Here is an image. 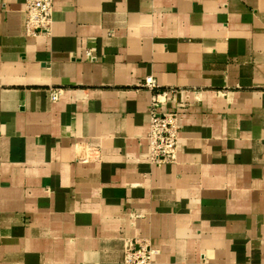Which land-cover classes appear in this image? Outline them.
<instances>
[{
	"label": "crops",
	"instance_id": "1",
	"mask_svg": "<svg viewBox=\"0 0 264 264\" xmlns=\"http://www.w3.org/2000/svg\"><path fill=\"white\" fill-rule=\"evenodd\" d=\"M26 19L0 0V264H124L137 241L154 264H264V0H54L39 37ZM149 77L179 114L161 167Z\"/></svg>",
	"mask_w": 264,
	"mask_h": 264
},
{
	"label": "built area",
	"instance_id": "2",
	"mask_svg": "<svg viewBox=\"0 0 264 264\" xmlns=\"http://www.w3.org/2000/svg\"><path fill=\"white\" fill-rule=\"evenodd\" d=\"M27 35L39 37L51 35L54 20V0H26ZM88 55H93L89 52ZM142 88L152 93L150 107V161L157 167L173 164L177 161L179 146V114L166 112L164 107L174 90H163L153 78H147ZM51 100L56 102L61 91L51 89ZM155 250L146 241L129 243L125 252L124 264H154Z\"/></svg>",
	"mask_w": 264,
	"mask_h": 264
}]
</instances>
